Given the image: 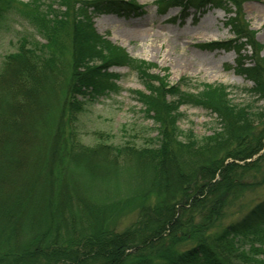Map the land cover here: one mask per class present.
I'll return each mask as SVG.
<instances>
[{
	"label": "trees",
	"instance_id": "1",
	"mask_svg": "<svg viewBox=\"0 0 264 264\" xmlns=\"http://www.w3.org/2000/svg\"><path fill=\"white\" fill-rule=\"evenodd\" d=\"M243 3L155 2L160 14L179 7L182 19L191 9L224 10L233 37L200 47L235 51L236 73L264 101L263 45ZM139 9L130 0H0V23L16 11L47 42L24 37L0 62V225L6 218L10 227L0 228V264H264V198L226 222L264 186V109L233 103L223 85L197 93L182 89L186 80L171 85L96 31L95 16ZM113 66L130 67L144 86L133 92L156 136L140 146L80 137L91 101L119 91ZM182 106L214 114L218 129L203 138L182 132ZM7 162L26 171L24 183L5 186Z\"/></svg>",
	"mask_w": 264,
	"mask_h": 264
},
{
	"label": "rangeland",
	"instance_id": "2",
	"mask_svg": "<svg viewBox=\"0 0 264 264\" xmlns=\"http://www.w3.org/2000/svg\"><path fill=\"white\" fill-rule=\"evenodd\" d=\"M19 1L27 5L32 0ZM130 1L140 7L138 13L100 14L94 17L96 31L101 36L124 49L132 58L154 64L151 73L163 77L171 85L186 80L182 89L192 93L202 91L205 85H223L229 88L233 103L252 105L255 111L264 109V101H257L248 92L253 83L235 72L237 54L234 51L218 48L206 50L200 47L204 43L225 41L233 37L225 24L228 16L222 9L208 6L202 15L191 9L187 18L182 19L179 18V7H171L160 14L156 0ZM243 12L250 30L255 32L257 41L263 45L261 55L264 58V0H244ZM172 19L176 20L171 22ZM24 37L29 38L31 43H47L18 12H10L0 23V62L4 55L16 51ZM41 54L38 51V55ZM187 63L192 66H186ZM109 71L120 76L115 81L119 91L91 101L86 112L79 116L78 128L82 142L90 146L98 142L117 145L132 142L140 146L156 136L154 124L146 117L143 106L133 92L143 91L144 86L136 71L130 67L113 66ZM53 109L51 113L55 112V108ZM180 113L179 129L182 132L190 130L197 138L211 135L219 127L217 117L201 107L182 106ZM24 131L26 130L20 133ZM4 168L2 179L6 182L5 186L9 179L16 177L22 179L20 181L23 183L26 181L24 169L14 168L8 162ZM31 178L35 179V175H31ZM13 186L16 185L9 184V188H14ZM123 186L122 188H126ZM9 188H5V191ZM8 194L6 191L5 195ZM263 198L264 186L256 191H249L245 194L241 210H232L233 216H228L226 222L235 219L236 214L241 216ZM135 218V212L123 216L118 221V229L130 224ZM0 228H4V232L9 230L6 218L1 222ZM27 236L26 232L23 233L19 241Z\"/></svg>",
	"mask_w": 264,
	"mask_h": 264
},
{
	"label": "bare ground",
	"instance_id": "3",
	"mask_svg": "<svg viewBox=\"0 0 264 264\" xmlns=\"http://www.w3.org/2000/svg\"><path fill=\"white\" fill-rule=\"evenodd\" d=\"M186 66H192L190 63H187V65Z\"/></svg>",
	"mask_w": 264,
	"mask_h": 264
}]
</instances>
